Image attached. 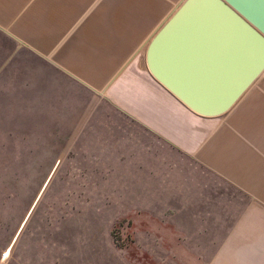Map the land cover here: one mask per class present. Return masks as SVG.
Instances as JSON below:
<instances>
[{"label": "rangeland", "instance_id": "rangeland-1", "mask_svg": "<svg viewBox=\"0 0 264 264\" xmlns=\"http://www.w3.org/2000/svg\"><path fill=\"white\" fill-rule=\"evenodd\" d=\"M148 45L96 92L0 30V264H264L236 192L172 140L196 114L120 86Z\"/></svg>", "mask_w": 264, "mask_h": 264}, {"label": "crops", "instance_id": "crops-1", "mask_svg": "<svg viewBox=\"0 0 264 264\" xmlns=\"http://www.w3.org/2000/svg\"><path fill=\"white\" fill-rule=\"evenodd\" d=\"M183 1L0 0V30L99 92L123 72H130L128 78L135 73L140 67L136 56ZM143 78L126 79L120 86L134 85L139 96L147 92L150 101L143 104L152 109V102L160 101L153 99L152 88L159 95L164 88L149 72H143ZM190 122L191 127L182 119L175 123L176 147L191 155L198 169H211L222 177L239 198L240 216L235 220L255 223L256 235L263 237L264 73L225 115H192ZM159 124L160 132H165L162 118ZM6 254L4 258L10 249Z\"/></svg>", "mask_w": 264, "mask_h": 264}, {"label": "water", "instance_id": "water-1", "mask_svg": "<svg viewBox=\"0 0 264 264\" xmlns=\"http://www.w3.org/2000/svg\"><path fill=\"white\" fill-rule=\"evenodd\" d=\"M146 64L194 114L225 115L264 73V0H184L150 40Z\"/></svg>", "mask_w": 264, "mask_h": 264}, {"label": "bare ground", "instance_id": "bare-ground-1", "mask_svg": "<svg viewBox=\"0 0 264 264\" xmlns=\"http://www.w3.org/2000/svg\"><path fill=\"white\" fill-rule=\"evenodd\" d=\"M191 111V110H190ZM191 112H193V111H191Z\"/></svg>", "mask_w": 264, "mask_h": 264}]
</instances>
